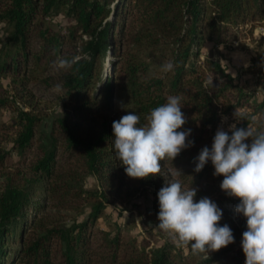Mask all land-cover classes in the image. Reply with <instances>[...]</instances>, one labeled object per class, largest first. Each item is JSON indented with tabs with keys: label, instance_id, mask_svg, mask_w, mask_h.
Segmentation results:
<instances>
[{
	"label": "trees",
	"instance_id": "obj_1",
	"mask_svg": "<svg viewBox=\"0 0 264 264\" xmlns=\"http://www.w3.org/2000/svg\"><path fill=\"white\" fill-rule=\"evenodd\" d=\"M58 18L64 30L55 32ZM0 22L10 29L0 46V82L10 78L22 87L18 98L28 105V111L12 110L14 98L0 97V109L15 112L10 123L0 121V264H244L246 221L228 209L240 201L221 190L223 177L214 175L210 161L194 169L219 127L264 130V35L250 59L260 99L218 60L201 58L206 46L251 37L255 27L264 32V0H0ZM59 58L76 62L60 69ZM168 62L174 68L165 72ZM40 72L62 92V110L47 132L25 80ZM174 95L181 96L186 118L177 131L190 129L194 143L162 160L157 176L128 177L113 147V121L133 112L144 126L150 110ZM12 155L32 159L25 169L4 172ZM87 177L94 188H85ZM171 181L196 188L195 201L216 203L223 212L219 226L232 229L234 242L194 255L190 246H152L119 230L96 229L108 207L130 206L132 216L138 212L133 202L142 198L150 200L140 214L151 238L159 223L157 194Z\"/></svg>",
	"mask_w": 264,
	"mask_h": 264
},
{
	"label": "clouds",
	"instance_id": "obj_2",
	"mask_svg": "<svg viewBox=\"0 0 264 264\" xmlns=\"http://www.w3.org/2000/svg\"><path fill=\"white\" fill-rule=\"evenodd\" d=\"M75 62L76 58H59L55 65L67 69ZM173 68L168 62L162 70ZM181 99L180 95L169 96L166 103L150 110L144 126H138L140 117L133 112L113 121V147L128 177L157 176L162 160L172 161L192 146L194 142L188 140L191 130L177 131L186 123ZM248 140L251 142L246 143ZM209 161L214 175L223 177L221 190L240 201L235 212L246 219L247 230L242 233L240 245L244 264H264V130L237 128L235 124L229 125L228 131L219 127L211 149L202 148L195 158L194 170L201 171ZM176 175L181 172L176 170ZM196 193V188H183L179 181L165 183L157 194L156 227L177 247L190 246L194 255L208 256L232 244L234 235L227 224L219 226L223 212L217 204L207 197L195 201Z\"/></svg>",
	"mask_w": 264,
	"mask_h": 264
},
{
	"label": "rangeland",
	"instance_id": "obj_3",
	"mask_svg": "<svg viewBox=\"0 0 264 264\" xmlns=\"http://www.w3.org/2000/svg\"><path fill=\"white\" fill-rule=\"evenodd\" d=\"M62 25H65V22L58 18L54 21L52 27L55 32L63 31ZM10 29L5 24L0 22V46L5 40ZM264 35V32L260 27H255L252 36L244 35L239 41L232 42L229 45L212 47L206 46L203 49L204 55L202 58L209 57L213 60H218L222 67L233 76H236L237 83L242 86V88L247 92L254 91L256 89L253 84L252 74L250 69H252V63L250 59L256 52H254L255 44ZM48 73H30L26 77L27 80L26 88L29 92L33 93L34 99L31 101L36 106L34 113L38 114L41 117L42 123L40 130L42 132H47L49 126L51 125V119L58 115L62 106H60L59 97L62 95L60 90L53 86H48L47 83L43 82ZM10 82V83H9ZM13 82V80H12ZM9 83V84H8ZM0 84L2 88L0 89V97H6L9 99L14 98L15 106L13 109L18 108L24 111H28V105L24 104V99L20 100L18 97L21 93L20 86L12 85L10 78L2 79ZM11 86V87H10ZM258 99H260V93L255 94ZM15 112L10 111L8 108L0 109V121H5V123H10L11 116L14 117ZM224 122L223 124H225ZM225 128V125L224 127ZM11 135L9 131L7 133ZM7 134H4L6 136ZM4 147L8 150L10 147L5 143ZM29 156L26 159H19L16 155H12L4 164V172H13L18 169H25L26 165L30 162ZM95 187V180L92 177H87L85 180V188L92 189ZM150 200L146 199H137L133 203L138 206V212L133 210V215L129 216L128 211L130 206L118 205L110 206L106 209L105 213L98 219L96 224V229L111 233L112 235L119 230L123 236L142 238L144 241H151L150 245L157 246L164 241L173 242V240L163 231L156 229L151 238H148L147 231L148 227L146 225L145 219L140 213H142L143 208L149 204ZM238 205V204H236ZM236 205H228V209L235 215L239 216L241 219H246L242 215H238L235 212ZM126 208L122 214H118V209ZM158 232V235L156 234ZM147 237V238H146Z\"/></svg>",
	"mask_w": 264,
	"mask_h": 264
}]
</instances>
